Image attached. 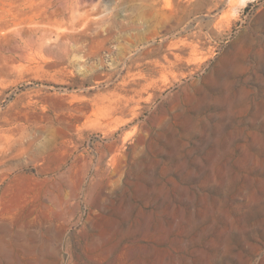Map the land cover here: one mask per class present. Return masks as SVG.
Returning a JSON list of instances; mask_svg holds the SVG:
<instances>
[{
	"label": "rangeland",
	"instance_id": "obj_1",
	"mask_svg": "<svg viewBox=\"0 0 264 264\" xmlns=\"http://www.w3.org/2000/svg\"><path fill=\"white\" fill-rule=\"evenodd\" d=\"M0 264H264V0H0Z\"/></svg>",
	"mask_w": 264,
	"mask_h": 264
},
{
	"label": "bare ground",
	"instance_id": "obj_2",
	"mask_svg": "<svg viewBox=\"0 0 264 264\" xmlns=\"http://www.w3.org/2000/svg\"><path fill=\"white\" fill-rule=\"evenodd\" d=\"M186 47L188 52L195 56H198L201 53V48L198 42H195L193 39L186 41Z\"/></svg>",
	"mask_w": 264,
	"mask_h": 264
}]
</instances>
